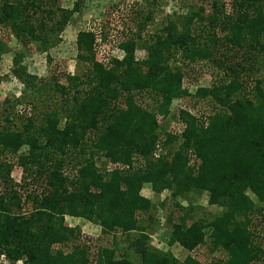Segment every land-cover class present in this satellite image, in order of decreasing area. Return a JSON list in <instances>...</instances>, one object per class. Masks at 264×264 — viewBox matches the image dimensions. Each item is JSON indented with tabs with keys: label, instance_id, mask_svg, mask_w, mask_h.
Here are the masks:
<instances>
[{
	"label": "trees",
	"instance_id": "1",
	"mask_svg": "<svg viewBox=\"0 0 264 264\" xmlns=\"http://www.w3.org/2000/svg\"><path fill=\"white\" fill-rule=\"evenodd\" d=\"M223 7L215 0L205 17L201 7L196 13L168 20L149 39L148 55L141 61L132 56L133 43H123L126 55L109 69L94 59L93 34L78 32V58L86 60L88 68L82 78H67L68 88L76 97L72 96L73 111L64 125L55 126L50 120L55 115L47 114L43 126L32 122L24 130L0 126V154H15L26 145L24 157L29 162L17 184L11 166L0 161L3 264L264 262V237L256 239L253 231L255 216L264 228V76L258 68L251 75L254 61L264 57V0H231L230 12ZM70 13L58 0H3L0 24L8 26L24 47L46 51L59 42ZM198 19L210 24L201 31L212 43L224 41L229 50L241 51L243 56L232 60V55L226 54L213 59L211 54L218 48H209L200 40L201 32H196L194 24ZM218 29L223 32L221 37H217ZM0 50H6L1 41ZM178 56L188 61L211 57L224 76L198 92L214 103L208 125L195 128L188 124L182 132L183 148L163 154L164 141L155 156V116L165 112L172 98L186 94L181 86V68L169 65ZM20 62L21 53L16 52L12 72L24 83L23 97L26 91L33 96L38 92L37 76L27 73ZM125 75L124 81L120 76ZM79 83L86 87L77 89ZM140 91H150L154 96L157 102L153 108L137 103L135 93ZM183 113L187 120L192 118L187 111ZM190 151L200 159L196 172L188 164ZM96 155L107 158L106 164L125 163L128 169L107 172L97 164ZM133 158L138 162L135 165L129 163ZM66 167L73 168L74 175L65 172ZM145 182L155 193L168 190L176 198L192 188L208 191L209 203L223 207L209 224L212 250L222 252V258L202 263L187 255L181 262L170 251L152 247L139 222V215L149 213L152 207L140 193ZM248 188L257 201L247 196ZM26 200L33 203L28 212L22 211ZM66 216L91 221L107 236L133 232L129 246L139 260L117 257L108 246L83 244L80 229L66 225ZM171 222L169 245L177 242L192 251L205 242L203 220L187 224L182 217Z\"/></svg>",
	"mask_w": 264,
	"mask_h": 264
},
{
	"label": "rangeland",
	"instance_id": "2",
	"mask_svg": "<svg viewBox=\"0 0 264 264\" xmlns=\"http://www.w3.org/2000/svg\"><path fill=\"white\" fill-rule=\"evenodd\" d=\"M2 1L0 0V4ZM214 1L114 0L107 5V8L102 13H98L96 16L92 15L88 19V23L82 14H79L77 18L82 21L85 19V30L91 32L94 36L93 51L95 61L109 69L126 55L125 49L122 48L123 43H133L134 49L132 56L135 61H141L148 55L147 45L149 39L154 33L160 32L166 26L168 20H172L174 17H179L188 12L196 13L201 7L204 10L203 15L205 17L211 12ZM217 1L224 6L223 10L230 12L231 0ZM194 24L196 32H201L200 40L205 45H208L209 48L211 46L218 48L215 50L214 55L211 54L213 59L217 55L224 56L226 54H231L232 56L230 57H232V60L239 59L243 56L240 54L241 51L229 50L224 41H215L213 44L207 37L208 34L201 31L202 27H205L207 30V27L210 25L209 23L205 21L201 22L198 19ZM4 27L7 26L0 24L1 41L6 36ZM222 34L223 32L218 29L217 37H221ZM8 46V49L13 50V52L20 50L17 48L15 40L13 39L8 43ZM54 46L56 47L51 48L45 56L46 61H38V58L34 64V58L29 60V55L23 61L25 65L29 64L30 70L37 73V81L35 82L37 87L35 88L38 92L36 94L32 96L26 91L23 97L25 86H21V89H16V93H14L15 88L18 86L9 87V84L5 85L4 82L1 83L3 88L2 86L0 87V126L6 125L9 129L24 130L32 122L39 127L47 123V119L44 117L45 115L49 114L51 116L54 114L55 116H51L50 120L55 126L61 128L66 118H68L67 115L72 114L74 107L72 98L76 97V93L73 94L71 89L68 88L70 86L68 84L69 79L67 78L72 75L82 78L86 73L88 64L86 60H79L78 55L80 52L77 49L75 41L71 42V44L69 42L67 46L65 44ZM31 51L33 50L31 49ZM261 60H264V57H260L258 62L254 61V64H252V76L256 68H258L259 72L261 71V76H264V61L262 62ZM169 65L171 67L177 65L181 68V86L186 91V94L172 98L170 103L166 105L165 112H160L155 116L158 124L156 135L159 137H157V147L160 146L161 148L165 141V145H163L164 150H162L163 154L168 151L172 153L183 148L185 139L182 136V132L188 124H192L195 128L206 127L208 125V117L213 111L211 109L214 103L207 96H199L198 92L199 89H203L204 87H211L224 76L221 69L214 67V61L211 60V57H197L194 61H188L182 60L178 56L170 61ZM5 71L6 67L0 65V82L2 79H7L8 77ZM120 78L124 80L127 78V75L125 77L120 76ZM57 85L63 87L62 91L57 88ZM95 85L97 84L95 83ZM85 87L86 85L84 83H79L77 89H84ZM135 96V100L141 106L153 108V105L157 102L150 91H140L135 93ZM119 101L122 102V98H119ZM184 111H187L192 118L187 120V117L183 113ZM26 149L27 146L22 145L15 154L8 152L0 154V161L3 163L6 162L7 165L11 166V176L17 184L21 182L23 167L29 164L24 157L27 152ZM156 153L159 154V150ZM96 159L97 164L104 166L106 169V165L108 164H106L107 158L96 155ZM131 162L132 165L138 163L134 158L129 161V163ZM188 164L194 172H196L200 165V159L195 155L194 151L189 152ZM121 165L126 166L127 164L123 163ZM127 169L125 168L119 171H127ZM74 171L71 167L65 168V172L71 175H74ZM39 181L40 179H38ZM34 188L38 187L32 186V189ZM245 193L252 201H257L256 196L249 188L245 190ZM142 194H145V190L142 191ZM147 195L146 198L151 201L152 207L149 213L139 215V222L148 234L149 243L152 247L162 251H170L181 262L187 255H192L202 263L209 262L211 259L216 260L222 258V252L212 250L210 244L211 226L209 224L213 218L222 213L223 207L209 203L208 191L203 188H192L185 191L178 198L172 197L168 190H163L158 193L154 191L149 193L148 190ZM32 209L33 203L30 200H26L22 205V211L28 212ZM182 217L185 218L187 224L196 220H203L205 222L203 229L205 242L192 251L184 249L177 242L172 245L168 244L172 231L171 219L178 221ZM65 223L66 225L76 226L80 229V241H83V244L95 243V245L108 246L115 250L117 257L126 256L136 262L139 260V257L133 253L129 246L128 238L134 234L133 232L129 234L114 232V237L107 236L101 233L100 227H97L99 225L73 216H66ZM253 223L255 225H253L254 237L260 240L261 237H264V228H262L258 216L254 217ZM3 263H6V260L0 256V264ZM16 264H21V262H16ZM261 264H264V262Z\"/></svg>",
	"mask_w": 264,
	"mask_h": 264
},
{
	"label": "crops",
	"instance_id": "3",
	"mask_svg": "<svg viewBox=\"0 0 264 264\" xmlns=\"http://www.w3.org/2000/svg\"><path fill=\"white\" fill-rule=\"evenodd\" d=\"M113 1L114 0H58V4L60 5V7L63 9L71 11V13H70L69 19L67 20L62 31L59 34L60 40L56 45L60 46V45L65 44V46H67L69 44V42H70V44H71V42H74V41L76 42L78 32L86 31L85 27H84V24L86 23L85 19L87 20V23H88L89 22L88 19L90 17H92V15L96 16L98 13H102L107 8V5H109ZM76 3H78V6L76 8H74ZM79 14H82V16H85V19L83 21L77 18V16H79ZM4 28H5L6 36L3 38L2 41L1 40L0 41L1 42L4 41V43L6 45V50H0V65H3L4 67H6L5 72L7 73L8 77H7V79L1 80L0 87L2 86L1 83H3V82L5 83V85L9 84V87L18 86L17 88H15V91H14V93H16V89H21V86H24V83L20 79H18L15 76V74H13V72H12L14 54L16 52H20L21 53L20 65L25 66L27 73L36 76L37 73L35 71L33 72L32 70H30L29 64L25 65L23 63L25 57H27L29 55V60L34 58V61H35V62H33L34 64L36 63V60L38 58H39L38 61H41V60L46 61L45 56L48 54V51L51 48L56 47V46H53L46 51H37L36 48H34L32 46H30V48H29V46L24 47L18 41V39L14 36L13 32H11V30L8 26L4 27ZM12 39L15 40L16 46L20 50L13 52V50L8 49V47H9L8 43H10ZM57 48H59V47H57ZM31 49L33 51H31ZM2 88H3V86H2ZM144 190H145V194H142V191H144ZM148 190H149V193L153 192L150 183L145 182L140 189L141 195H143L146 198L148 196L147 195ZM97 227H100V226H97Z\"/></svg>",
	"mask_w": 264,
	"mask_h": 264
},
{
	"label": "built area",
	"instance_id": "4",
	"mask_svg": "<svg viewBox=\"0 0 264 264\" xmlns=\"http://www.w3.org/2000/svg\"><path fill=\"white\" fill-rule=\"evenodd\" d=\"M158 150H159V152L162 150V148H160V146L158 147ZM155 156H158V154L155 152V154H154ZM125 168H128V165H121V164H119V163H108L107 165H106V169H107V171H112V170H114V169H117V170H123V169H125Z\"/></svg>",
	"mask_w": 264,
	"mask_h": 264
}]
</instances>
